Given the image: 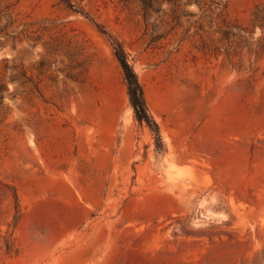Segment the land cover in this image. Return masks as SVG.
<instances>
[{
  "label": "rangeland",
  "instance_id": "rangeland-1",
  "mask_svg": "<svg viewBox=\"0 0 264 264\" xmlns=\"http://www.w3.org/2000/svg\"><path fill=\"white\" fill-rule=\"evenodd\" d=\"M198 2L0 0V264H264V0Z\"/></svg>",
  "mask_w": 264,
  "mask_h": 264
},
{
  "label": "trees",
  "instance_id": "trees-1",
  "mask_svg": "<svg viewBox=\"0 0 264 264\" xmlns=\"http://www.w3.org/2000/svg\"><path fill=\"white\" fill-rule=\"evenodd\" d=\"M163 1L171 2V0H139L143 16L146 18L149 16L151 11H156V9L163 3ZM200 1L201 2L198 3L206 4L207 2V0ZM200 7L211 9V6ZM109 44L111 46L113 55L115 56L121 68V72L127 89L129 104L133 109L135 119L139 124L146 125L149 130L155 135L156 139L160 140L161 137L159 126L155 122L148 109L142 85L139 82L137 73L130 61L129 53L126 51L121 42L113 36L109 38Z\"/></svg>",
  "mask_w": 264,
  "mask_h": 264
}]
</instances>
